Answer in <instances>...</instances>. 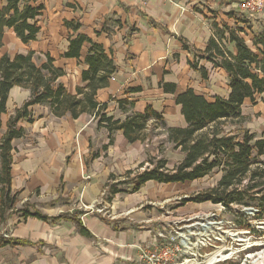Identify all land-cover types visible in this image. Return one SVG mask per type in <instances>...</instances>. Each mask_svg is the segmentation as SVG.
Segmentation results:
<instances>
[{
    "label": "crops",
    "instance_id": "crops-1",
    "mask_svg": "<svg viewBox=\"0 0 264 264\" xmlns=\"http://www.w3.org/2000/svg\"><path fill=\"white\" fill-rule=\"evenodd\" d=\"M35 3L43 6L32 20L39 27L35 39L22 43L12 29H4L0 57L32 52L33 62L37 65L50 58L53 66L63 71L57 82L68 93L74 94L77 87L85 85L81 73L87 69L84 58L90 43L98 44L112 59L115 71L108 86L97 90L96 102L105 103L106 114L120 121L130 113H142L150 107L161 114L168 128L186 126L181 107L175 103L177 94L192 89L208 101L229 95L227 74L199 54L213 36L212 23L243 28L239 35L251 49L253 35L264 32V10L261 18L242 16L240 0H35ZM5 5L6 2L0 0V8ZM65 23L77 25V28L74 30ZM79 35L85 38L79 57H63L69 39ZM225 46L234 52L233 45ZM192 62L206 71L205 79L191 67ZM163 84L174 85L175 92H164ZM28 97L27 89L14 86L9 90L6 112L1 116L2 132L9 116ZM125 99L132 103L126 113L118 105L119 100ZM30 113L31 122L22 120L18 123L24 131L23 136L11 143V189L17 193V208L19 204H29L28 209L34 207L47 217H57L59 215L41 212L39 204L69 191L83 203H92L104 192L110 177L120 175L119 178L124 179L127 171L147 164L144 145L140 141L129 143L122 131H115L108 138L106 130L97 126L93 115L83 113L75 119L69 116L56 118L44 105L31 106ZM241 113L246 118L242 128L255 139H264V101L252 104L245 100ZM147 127H152L151 122ZM260 160L264 163V154ZM179 184L148 181L137 192L125 197L124 203L118 196L121 193L107 199L113 201V212H130L128 218L143 230L136 233L134 224H125L126 230H123L113 222L98 218L88 219L87 223L70 215H66L67 218L76 219L62 218L53 223L30 217L23 220L33 219L39 225L70 224L71 238L77 245L71 249V258H78L73 264H114L117 259L126 262L134 256L135 243H138L135 239L148 238L153 224L163 218L158 212L147 215L149 209L144 213L142 205L134 207L136 201L146 195L155 197L161 185L166 190ZM148 205L161 208L152 203ZM80 226L85 231L80 232ZM23 239L30 241V245L38 243ZM95 243H102V247H95Z\"/></svg>",
    "mask_w": 264,
    "mask_h": 264
},
{
    "label": "trees",
    "instance_id": "trees-1",
    "mask_svg": "<svg viewBox=\"0 0 264 264\" xmlns=\"http://www.w3.org/2000/svg\"><path fill=\"white\" fill-rule=\"evenodd\" d=\"M6 5L0 8V47L4 29L13 30L22 43L35 39L39 27L32 22L42 11L43 6L35 0H4ZM76 29L77 25L65 23ZM213 36L208 41L200 57L209 61L215 68L224 70L228 77L229 95L227 98L215 97L213 101L197 95L187 89L176 95L175 103L180 105L185 127H166L161 114L147 107L142 113H130L124 120H116L106 114V104L96 102L99 89L108 86V80L114 73L113 61L102 47L90 43L84 63L87 69L82 71L83 87H77L74 94L66 91L57 80L63 75L47 58L37 65L33 62V53L15 54L13 57H0V225L5 224L14 214L22 219L36 218L44 222H55L67 218L66 215L47 217L29 204L18 209L17 193L11 189L12 141L23 136L18 127L22 120L32 121L30 107L44 105L52 116L77 118L86 113L93 115L99 128H104L108 138L115 131H122L129 142H144L148 123L152 129L166 133L167 141L182 153L181 160L172 168L166 167V160L151 163V168L139 172L143 164L134 171H127L124 180L108 185L110 200L115 194L137 192L146 182L162 184L194 182L219 170L216 184L197 192L185 199L186 202H210L225 209L232 206L240 208L256 207L260 211L258 218L264 219V163L260 157L264 154V139H255L253 134L242 128L246 118L241 113L245 100L255 104L264 101V32L254 34L251 49L239 35L243 28H231L226 23H212ZM85 38L81 35L69 39L66 58L79 57V51ZM233 45L231 52L225 45ZM191 67L206 78V71L192 62ZM18 86L29 90V97L23 105L9 116L6 129L1 130V116L6 112L5 105L9 90ZM164 92H175L172 84H163ZM122 112H129L132 103L118 101ZM111 141V139H110ZM131 176V177H130ZM113 180V177H110ZM127 186L119 188V186ZM248 209V208H247ZM80 232L85 231L81 226ZM30 241L20 238L0 237V248L5 246H23Z\"/></svg>",
    "mask_w": 264,
    "mask_h": 264
},
{
    "label": "rangeland",
    "instance_id": "rangeland-1",
    "mask_svg": "<svg viewBox=\"0 0 264 264\" xmlns=\"http://www.w3.org/2000/svg\"><path fill=\"white\" fill-rule=\"evenodd\" d=\"M263 10L264 8L261 12ZM261 12L254 15L259 18ZM241 15L249 16L250 14L244 11ZM258 101H260L259 97ZM145 134V141L140 143L144 145L142 146L145 154L144 161L147 164L142 163L143 167L138 169L139 172L145 168H151V163L158 160H166V167L169 169L181 160L182 153L167 141L165 132L148 128ZM119 176L110 180L104 192L99 194L92 203H83L80 199L73 197V192L69 191L57 199L40 203L38 209L48 215L78 216L77 218L84 223L92 218L108 220L117 227L119 225V228L123 230H126L124 229L125 224H134L135 233L143 231L137 228V223L128 218L127 214L130 212L126 214L113 212V201L107 200V186L124 180ZM219 177V170H214L202 179L170 186L172 188L166 190L163 184L159 194L155 197L146 195L142 200L136 201L134 207L142 205L144 213L146 209H149L146 212L147 215L158 212V215L163 218L162 220H156V217L153 219L158 223L153 224L148 238L143 241L139 240V237L135 239L138 243H135L136 248L132 253L134 256L130 260L124 262L117 259L114 264H147L145 255L148 256L152 252L157 253L165 245L172 248L178 247L173 261L169 264H207L212 258L215 259L211 262L212 264H264V219L258 218L260 212L258 208L232 206L230 209H225L210 202L184 201L191 195L214 186ZM126 187L119 186L120 189ZM128 195L127 192H121L118 196L124 203ZM136 198H132V201ZM149 203L159 205L161 208L150 206ZM17 206L18 209L23 207L20 204ZM29 211H31L30 208ZM206 224H209L207 228L203 227L198 230L199 225L205 226ZM72 235L73 230L66 222H60L55 226L39 225L33 219L23 220L16 213L5 224L0 225V237L28 238L38 243L0 248V264H73L78 258H71V249L77 247L72 241ZM154 236L157 239L155 243ZM183 237L190 240L189 243L185 242L187 244L185 247L180 245ZM86 245L102 247V243H95L94 246ZM78 246L83 245L78 244ZM94 257L96 256H91V258Z\"/></svg>",
    "mask_w": 264,
    "mask_h": 264
},
{
    "label": "built area",
    "instance_id": "built-area-1",
    "mask_svg": "<svg viewBox=\"0 0 264 264\" xmlns=\"http://www.w3.org/2000/svg\"><path fill=\"white\" fill-rule=\"evenodd\" d=\"M240 6L243 11L248 12L250 15H254L255 13H260L263 9V0H240ZM222 207V206H221ZM224 208V207H223ZM204 225H199L198 230L203 229ZM205 228V227H204ZM160 237V234H158ZM184 238V239H183ZM183 241L180 243L182 247H185L183 243H189L190 240L188 238L183 237ZM156 237H153L154 243L156 242ZM178 250V247L174 248L165 245L163 249L159 252H152L148 256L145 255L147 259V264H169L173 261L175 251Z\"/></svg>",
    "mask_w": 264,
    "mask_h": 264
},
{
    "label": "bare ground",
    "instance_id": "bare-ground-1",
    "mask_svg": "<svg viewBox=\"0 0 264 264\" xmlns=\"http://www.w3.org/2000/svg\"><path fill=\"white\" fill-rule=\"evenodd\" d=\"M207 225H209V224H206L204 227L207 228ZM208 228H209V227H208ZM183 239H184V238H183ZM183 244H185V246H187L186 243H183ZM187 249H188V248H187ZM213 260H215V259H213V258L210 259L209 262H208L207 264H212L211 262H212Z\"/></svg>",
    "mask_w": 264,
    "mask_h": 264
}]
</instances>
